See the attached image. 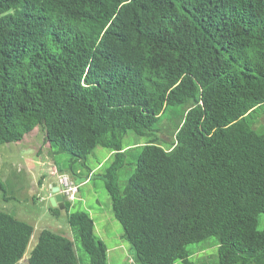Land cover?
I'll return each instance as SVG.
<instances>
[{
  "label": "trees",
  "instance_id": "16d2710c",
  "mask_svg": "<svg viewBox=\"0 0 264 264\" xmlns=\"http://www.w3.org/2000/svg\"><path fill=\"white\" fill-rule=\"evenodd\" d=\"M262 109L264 0H0V145L40 127L71 164L110 150L105 186L138 264H193L188 246L211 237L219 264H264ZM129 131L149 141L121 188ZM68 222L109 264L90 215ZM33 232L0 211V264H23ZM26 264L81 263L43 230Z\"/></svg>",
  "mask_w": 264,
  "mask_h": 264
},
{
  "label": "rangeland",
  "instance_id": "374dc122",
  "mask_svg": "<svg viewBox=\"0 0 264 264\" xmlns=\"http://www.w3.org/2000/svg\"><path fill=\"white\" fill-rule=\"evenodd\" d=\"M257 116L255 129H259L264 123V109L259 110ZM263 126L257 131H262ZM161 137L170 141L174 138V131L167 129V122ZM148 141L147 137L137 136L132 131L124 137L123 146L125 150L132 149L133 157H129L127 166L119 174L121 188L135 171V164L130 163H134V157ZM71 159L72 156L57 153L56 148L45 144L44 133L40 127L22 142L0 145V211L27 222L34 228L23 264H26L43 230L70 238L74 242L80 263L91 264L89 255L69 226V216L76 212H86L90 215L94 220L96 237L108 248L123 245L121 249L110 253L109 264H138L135 261L134 249L124 238L123 228L113 215L111 198L105 186L103 176L113 162V154L106 148L98 147L86 160L71 164ZM56 168L77 185L79 190L71 201V206L65 209L51 204L49 195L53 193L47 190L51 181H56L58 186L59 176L57 177L53 170ZM263 223L264 215L260 217V229ZM218 249L219 242L215 237L188 246L193 264H219ZM176 264L183 263L179 261Z\"/></svg>",
  "mask_w": 264,
  "mask_h": 264
},
{
  "label": "built area",
  "instance_id": "2783aa9c",
  "mask_svg": "<svg viewBox=\"0 0 264 264\" xmlns=\"http://www.w3.org/2000/svg\"><path fill=\"white\" fill-rule=\"evenodd\" d=\"M58 190L64 195L65 199L68 201H73L76 194L79 192L77 185L69 180L66 175H60L58 177Z\"/></svg>",
  "mask_w": 264,
  "mask_h": 264
},
{
  "label": "water",
  "instance_id": "95a60500",
  "mask_svg": "<svg viewBox=\"0 0 264 264\" xmlns=\"http://www.w3.org/2000/svg\"><path fill=\"white\" fill-rule=\"evenodd\" d=\"M55 185L57 187V184ZM50 202L53 206L59 207L61 209H65L71 206V202L65 199L64 195L59 192L58 188H55L53 190V194L50 197Z\"/></svg>",
  "mask_w": 264,
  "mask_h": 264
},
{
  "label": "crops",
  "instance_id": "0c3cea01",
  "mask_svg": "<svg viewBox=\"0 0 264 264\" xmlns=\"http://www.w3.org/2000/svg\"><path fill=\"white\" fill-rule=\"evenodd\" d=\"M53 170H55V172L57 173V177L58 176H60L61 174L59 173L60 171L59 170H57V168L56 169H53ZM57 171H59V172H57ZM55 173V174H56ZM57 182L56 181H54L53 183H52V181H51V183L49 184V186L47 187V190H48V192L49 193H53V190L55 189V188H57L56 187V184ZM52 195L50 194L49 195V197H51ZM105 246H106V244H105ZM123 247V245H117V246H114V247H112V248H108L107 246H106V248H107V256H108V262H109V256H110V253L112 252V251H115L116 249H121Z\"/></svg>",
  "mask_w": 264,
  "mask_h": 264
}]
</instances>
